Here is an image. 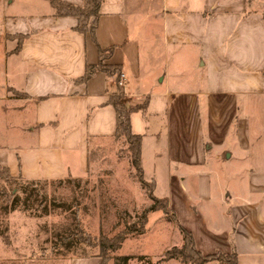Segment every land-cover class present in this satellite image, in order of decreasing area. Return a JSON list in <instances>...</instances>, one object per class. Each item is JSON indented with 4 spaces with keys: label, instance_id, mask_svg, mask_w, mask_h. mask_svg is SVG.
<instances>
[{
    "label": "crops",
    "instance_id": "0c3cea01",
    "mask_svg": "<svg viewBox=\"0 0 264 264\" xmlns=\"http://www.w3.org/2000/svg\"><path fill=\"white\" fill-rule=\"evenodd\" d=\"M1 9L0 163L12 175L84 173L93 142L115 137L117 75L77 81L113 47L105 62L125 75L126 105L140 107L131 125L146 178L170 190L202 253L264 264V132L253 115L264 106V0H103L95 39L49 0Z\"/></svg>",
    "mask_w": 264,
    "mask_h": 264
},
{
    "label": "rangeland",
    "instance_id": "374dc122",
    "mask_svg": "<svg viewBox=\"0 0 264 264\" xmlns=\"http://www.w3.org/2000/svg\"><path fill=\"white\" fill-rule=\"evenodd\" d=\"M3 13L1 9L0 18ZM3 56L0 35V84L4 83ZM186 69L189 75L198 74L192 63ZM253 115L264 132V106ZM14 177H0V264H74L98 256V246L70 236L78 229L76 217L93 237L113 235L135 223L140 226L142 213L154 203L124 138L93 142L89 168L84 173L36 179L29 186L21 185L24 180L20 176ZM155 194L171 197L162 180ZM179 222L170 209L151 210L145 231L129 232L115 256H130L129 264H142L141 257L152 264H185L178 259L162 260L170 247L183 244ZM106 264H114V259Z\"/></svg>",
    "mask_w": 264,
    "mask_h": 264
},
{
    "label": "trees",
    "instance_id": "16d2710c",
    "mask_svg": "<svg viewBox=\"0 0 264 264\" xmlns=\"http://www.w3.org/2000/svg\"><path fill=\"white\" fill-rule=\"evenodd\" d=\"M49 1L56 9L57 15L76 16L78 18V26L76 29L82 33H90L94 39L96 38V28L98 26L100 7L103 0H86V6H76L63 0ZM15 37L18 38V47H20L27 35L19 34ZM113 50V47L100 49L99 63L97 65H87L84 75L78 78L77 81L84 82L88 80L97 70L106 71L111 75L115 74L120 81L122 73L120 67L107 64L105 62L108 58H110ZM123 98V87L119 85L118 92L112 95L108 100V102L114 105L116 109L117 127L115 137L117 139L124 138L127 141L132 162L138 171L143 185L146 187L149 195L154 199V203L149 205L142 213L140 226H137V223H135L134 225H130L128 228L113 235L100 233L99 236L93 237L88 231L81 227L80 219L76 217L78 229L74 233L70 234V236H77L79 240L87 243L88 245L98 246V256L102 258V262L100 264H106L110 259H114V264H129L131 259L130 256H115V253L120 249L129 232L142 233L145 231V224L148 222V214L151 210L164 209L165 211H169L170 209L173 215L176 216V212L170 205L169 197L158 196L155 194V178L152 177L151 179H147L144 176V167L141 162L143 135L133 133L131 125V115L135 109L140 107L138 106L136 108H132L127 106ZM0 177L6 179L15 178L11 174L10 168L2 165L1 163ZM20 177L24 180L21 183L22 186L32 185L36 181V179H26L22 176ZM179 227L183 234V244L173 245L170 247V249L165 252L162 258L163 261L178 259L185 264H207L211 261L217 260L223 264H239L238 255L235 252L224 253L218 251L212 254L202 253L196 245V240L192 231L185 227L181 222H179ZM140 259L143 260L142 264H152L149 260H144V257H141Z\"/></svg>",
    "mask_w": 264,
    "mask_h": 264
},
{
    "label": "built area",
    "instance_id": "2783aa9c",
    "mask_svg": "<svg viewBox=\"0 0 264 264\" xmlns=\"http://www.w3.org/2000/svg\"><path fill=\"white\" fill-rule=\"evenodd\" d=\"M124 76H125V75H124L123 73H121V80L119 81V84H120L121 86L125 85Z\"/></svg>",
    "mask_w": 264,
    "mask_h": 264
}]
</instances>
